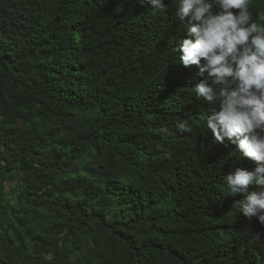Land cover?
Returning a JSON list of instances; mask_svg holds the SVG:
<instances>
[{
	"label": "trees",
	"instance_id": "16d2710c",
	"mask_svg": "<svg viewBox=\"0 0 264 264\" xmlns=\"http://www.w3.org/2000/svg\"><path fill=\"white\" fill-rule=\"evenodd\" d=\"M161 3L0 0V264H264L223 180L256 163L206 130Z\"/></svg>",
	"mask_w": 264,
	"mask_h": 264
},
{
	"label": "clouds",
	"instance_id": "9594fccd",
	"mask_svg": "<svg viewBox=\"0 0 264 264\" xmlns=\"http://www.w3.org/2000/svg\"><path fill=\"white\" fill-rule=\"evenodd\" d=\"M151 14L165 6L150 0ZM174 18L191 23L179 41V65L196 66L201 77L190 91L211 105L204 121L215 140L225 139L243 157L256 163L252 170L236 168L223 176L228 195L242 196L235 203L240 213L264 226V11L249 9L250 0H173ZM180 133L191 132L186 119L175 121ZM159 132L168 135L167 126ZM257 185L250 190V185ZM260 239L262 233L253 234Z\"/></svg>",
	"mask_w": 264,
	"mask_h": 264
}]
</instances>
